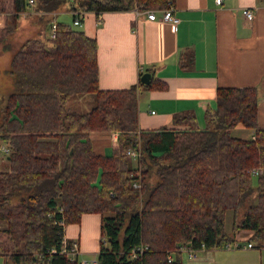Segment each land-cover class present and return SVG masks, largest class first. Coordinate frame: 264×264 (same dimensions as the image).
<instances>
[{
	"label": "trees",
	"instance_id": "obj_1",
	"mask_svg": "<svg viewBox=\"0 0 264 264\" xmlns=\"http://www.w3.org/2000/svg\"><path fill=\"white\" fill-rule=\"evenodd\" d=\"M7 4L15 21L30 6L40 19L50 17L10 60L17 89L7 96L0 122L8 149V169L0 171L5 264H78L61 252L62 240L65 225L86 212L101 215L96 264H182L181 244L213 248L233 240L224 227L227 209L231 232L250 230L249 241L264 247V173H250L264 166L257 87L217 86L203 128L193 113L178 112L170 127L141 129L140 90L163 89L166 82L152 73L147 84L139 79L125 88H100L96 38L81 28L84 14L75 24L72 13L92 11L98 20L104 11L160 10L174 0H0L6 13L0 14V28ZM62 7L81 29L53 20L51 36L48 24ZM184 57L191 62L193 53H180L183 67ZM84 93L94 97L89 110L68 106L69 98ZM236 125L254 137L232 135ZM94 131L116 132L109 154L94 148ZM128 148L140 151L137 164ZM139 245L146 248L132 256Z\"/></svg>",
	"mask_w": 264,
	"mask_h": 264
},
{
	"label": "crops",
	"instance_id": "obj_2",
	"mask_svg": "<svg viewBox=\"0 0 264 264\" xmlns=\"http://www.w3.org/2000/svg\"><path fill=\"white\" fill-rule=\"evenodd\" d=\"M243 8L252 11L250 19ZM174 14L176 24L148 19L136 8L104 11L98 20L94 12H84L81 28L97 42L99 87H128L146 70L164 80L165 88L141 89L138 94V125L155 130L170 127L172 114L178 112L193 113L203 128L206 108L216 105L217 86L254 85L257 120L264 127V0H223L219 5L215 0H174ZM186 51L193 57L191 62L184 57L183 67L179 55ZM90 139L98 152L109 154L116 132L94 131ZM100 224V213L86 212L78 222L65 225L64 238L78 242V264L88 258L96 264ZM254 246L201 248L182 264H262Z\"/></svg>",
	"mask_w": 264,
	"mask_h": 264
},
{
	"label": "rangeland",
	"instance_id": "obj_3",
	"mask_svg": "<svg viewBox=\"0 0 264 264\" xmlns=\"http://www.w3.org/2000/svg\"><path fill=\"white\" fill-rule=\"evenodd\" d=\"M60 10H63V12H59ZM5 11L8 13L7 16L4 18L5 20V26L0 28V122L2 118V111L6 103L7 96L14 90L17 89V83L15 81V78L13 75L9 73L10 70V60L12 57V54L15 52V50L19 47V45L30 36H36L41 32L42 26L45 22V20L50 17L47 16V18L40 19V16L36 13L34 8L32 6L27 7L26 10L28 13H31L28 15V13L21 14L18 16L17 20L15 21L12 17V9L7 4ZM23 11V12H24ZM30 11V12H29ZM144 11V10H143ZM59 12L53 20L58 21H64L66 23L71 24L75 28H80L78 25H73L72 20V14L63 9L60 8L57 10ZM0 14H6L3 12H0ZM51 23V24H52ZM51 24H48V28L46 33L49 34L48 31H51ZM81 29V28H80ZM94 104V97L92 94H77L69 98L68 100V106L71 108L79 111V112H85L89 110ZM240 128H232L231 134L234 136L239 137H249L251 129L245 128L243 126H237ZM239 129V130H238ZM5 143L0 139V171L1 170H7L8 169V160H7V153L4 152L1 147H4ZM111 148L109 149V153L111 152ZM135 163V161H133ZM137 164V162H136ZM153 180V178H151ZM253 183H256V179L253 178ZM245 209V206H241L238 209V217H240ZM2 222H0L1 226ZM231 226H232V210L227 209L225 211V220H224V227L226 231L229 234H234V239L243 243L246 242L250 236L251 231L247 229L239 230L237 232L232 233L231 232ZM252 241V240H251ZM252 243L255 245L253 250L262 255V259L264 261V248H259L257 241H252ZM182 261L184 258L186 259L187 253L182 252ZM173 257L175 255H172ZM80 261V260H79ZM87 264H93V260L88 258L86 259ZM0 264H5L4 257L0 255Z\"/></svg>",
	"mask_w": 264,
	"mask_h": 264
},
{
	"label": "built area",
	"instance_id": "obj_4",
	"mask_svg": "<svg viewBox=\"0 0 264 264\" xmlns=\"http://www.w3.org/2000/svg\"><path fill=\"white\" fill-rule=\"evenodd\" d=\"M30 3H32L33 0H29ZM216 4H221L223 0H215ZM148 19H156L157 17L164 22H168L171 24H176L179 20V18L174 14V4H170L169 6L162 8L160 10H155V9H146L143 11ZM72 13H74L76 16L74 18V23L75 24H80V18L83 16L84 11L80 10L79 8H74L72 9ZM243 15L247 18L250 19L252 17V11L249 8H243L242 9ZM51 36L54 35V30H55V25L54 23L51 24ZM254 137V135H252ZM1 149L4 152H8V149L6 146L1 147ZM126 154L132 158L133 160H137V158L140 155L139 150H134L131 148H128L126 150ZM251 175H259L261 173H264V166H257L251 169L250 171ZM137 181H133V185H137ZM61 224H63V220L60 221ZM222 248L226 249H237V248H247V247H252V242L249 240L245 243H241L235 239L230 240V241H225L221 244ZM146 248L145 245H139L132 251V256H136L138 253L142 252ZM205 248V245L203 243L200 244L199 247H194L191 245L190 242L181 244L177 247V251L179 252H186L188 257H194L195 253L198 249ZM61 252L64 253L68 258L70 259H77V255L79 252V245L77 240H66L63 238L62 240V249ZM170 255L168 256V261L170 260ZM81 264H86L87 261L85 259L80 260Z\"/></svg>",
	"mask_w": 264,
	"mask_h": 264
},
{
	"label": "water",
	"instance_id": "obj_5",
	"mask_svg": "<svg viewBox=\"0 0 264 264\" xmlns=\"http://www.w3.org/2000/svg\"><path fill=\"white\" fill-rule=\"evenodd\" d=\"M151 76H152V72L146 70V71L142 72V74L140 75L139 79H140V81L142 83L147 84V83L150 82Z\"/></svg>",
	"mask_w": 264,
	"mask_h": 264
}]
</instances>
